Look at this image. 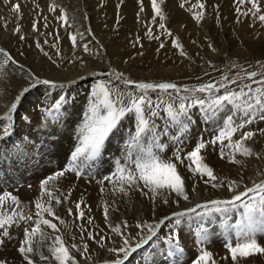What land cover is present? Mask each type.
Wrapping results in <instances>:
<instances>
[{
	"label": "bare ground",
	"instance_id": "obj_1",
	"mask_svg": "<svg viewBox=\"0 0 264 264\" xmlns=\"http://www.w3.org/2000/svg\"><path fill=\"white\" fill-rule=\"evenodd\" d=\"M83 1L84 3L81 4L80 0H9L7 3L5 0H0V47L9 52L15 61H9L5 64L4 60L6 58L0 54V117L8 111L11 103L15 102V97L23 93L21 100L17 104V110L13 112L17 113L16 125L9 136L0 139V193L4 191L12 192L18 196L21 207L32 214L36 211L34 201L41 198L40 182L67 166L71 153L78 143L77 129L87 109L91 87L95 82L90 83L87 89L86 85L77 87L74 83L79 81L80 78H85L94 69L106 65L107 61L103 56V50L100 49L99 42L103 43L109 55L115 58L117 63L126 62L124 55L133 53L139 48L140 44L148 50V53L145 52L146 54L150 53L154 57L160 44V39L149 38L147 35L149 28L152 29L153 37L158 36L159 31L162 33V29L158 26L160 23L159 17H156L155 23L153 22L154 12L151 0H142V2L141 0ZM259 1L262 2L260 5L261 13L259 14H264V0ZM200 2L204 3V9H207L212 15L228 16L230 14L236 20L235 22H238V17L240 21L247 16L238 13V7L244 12L251 8L250 4H239L237 0H200ZM16 3L20 5L19 12L13 10V6ZM53 3L57 5V8L55 11H50V6ZM182 3H184L183 7H181ZM84 4L86 10L89 9V11L87 10L86 12L84 10ZM193 5L197 6L193 7ZM61 8L67 13L70 26H65L64 22L58 19L61 16ZM141 8H143V11H141ZM161 8L166 17L163 21L166 27L169 22H177L178 26L187 24L190 13L192 14L191 18L194 19L193 12L190 10H201L197 0H187V2L185 0H163ZM249 15L255 18L251 13ZM89 17L91 18L90 24L88 23ZM256 19H258V15ZM33 23L37 25V30L35 31L32 27ZM260 23L261 28L264 29V22L260 21ZM45 24H47V27H45ZM17 25L20 27V32L15 31ZM193 26L194 38L196 40L203 39L204 34L207 33L203 20L197 22L194 19ZM91 30L97 37V42L92 33H90ZM76 32L83 34V39L78 36L77 46L73 48L69 34ZM217 33L219 42L221 38H226L228 35L220 31ZM21 35L24 36L23 40L20 39ZM241 36L243 40L240 39V35L237 39H234L238 44V48L235 49L236 52H241L242 54L252 53L254 56L264 55V30L257 36L250 37L247 34H242ZM137 37H139V42H137ZM37 42L41 44L44 51L49 53L52 60L57 61L59 67L54 65L52 60L36 47ZM54 44L56 45L55 48L52 47ZM84 44H88L89 52L83 51ZM57 48L59 49V55H57ZM37 75L41 76V80L52 79L58 84L63 82L65 84H63V87H52L43 83L37 84L33 79V76ZM25 88L28 89L27 92H23ZM43 88H45L44 94L41 93ZM83 91L85 92L82 93ZM32 93H35V100H41L39 102L42 104L41 113L38 119L31 122V129L27 132L28 141L23 145L19 144L20 149L23 150L19 152L16 140L22 135L24 125L18 122V110L26 104L24 102L25 96ZM72 94H78L75 101H70L69 99ZM61 96L64 97L62 107L59 113H55L53 104ZM48 110H52L53 114L49 115ZM163 114L154 118L158 130L162 133L161 142L167 145L163 156L166 159L171 158L177 148L182 149L180 155L184 159V163L178 164V170L185 178V187L189 195L187 201L170 191H162L153 198L151 193L146 196L142 191L132 188L128 190L127 195H124L118 190L114 191L110 182L103 181L104 176L114 171L115 161L124 155V141L127 136V130L130 127L134 131L132 118L123 122L120 131L106 141L101 155L95 161L89 162L91 167L84 168L80 176L73 172H66L63 177L50 182L49 187L62 200V203L58 205L53 201L55 211L57 215L68 222L70 228L66 229L63 225H59L58 221L54 222L60 227L66 244L77 243L80 249L78 252H80L81 263H99L114 257V254L108 252L107 248L121 246L122 239L111 231L110 226L122 224L123 221L136 225L137 222L157 219L159 216L156 213L159 211V205L164 203L166 199L169 201L166 206H171L170 210L172 209V212L190 208V206L193 207L195 204L205 200L214 199L215 195L212 192L207 195L210 183H205V180L208 178H201L200 174H194L189 170L188 164L191 162L186 159V153L192 151L200 139L205 142L211 141L217 134L221 116L216 117L214 120H207L201 110L196 111L195 108L191 107L188 119L185 120L188 127L181 133L177 126L169 123L166 113L163 112ZM226 114L231 113L229 111L223 115ZM234 115L237 122L246 119L240 112H236ZM261 115L260 112L252 113L247 117V119H251V123L246 124L233 137L234 140L239 139L243 131L255 133L251 140L246 141V144L254 150L255 154L251 157H243V160L239 159L242 166L246 169V173L239 175L238 171H235L231 175L232 181L235 180L237 182V189L232 192V195L243 191L245 187L254 184L258 178L264 176L259 177L260 173L256 169L258 166L264 169V119L261 118ZM6 122H0V126H2L0 128V136H3V123ZM176 136L179 139L174 142L173 137ZM114 139L118 144L115 143ZM225 144H227V141H225ZM221 147L219 143L215 146L209 143L202 150V155L206 156L216 150H221ZM223 150L225 157H227L229 149L224 147ZM211 163L219 164L216 161H211ZM12 175L13 181L11 180ZM226 175V172L222 171L219 176V182L224 186L228 183L224 180ZM2 177L11 181H3ZM20 177L23 178L22 183L25 182V179H30V182L17 185V179ZM241 183H243V186H240ZM222 187L220 186L219 188ZM144 191H147V189H144ZM65 197L67 198L65 199ZM81 198L83 199L81 207L86 213V218L82 221L76 220L75 215L69 216L67 212L68 208H72L73 213H76L75 203L80 201ZM46 199L47 197L45 196L44 200L46 201ZM176 201L179 202L177 203ZM105 204L109 207L107 221L103 213ZM88 206H90V210ZM100 213L102 218L98 220ZM218 214L213 212L205 215L202 210L195 216L186 217L188 220L183 226L184 228L187 225L191 226L194 220L199 218L201 219V225L208 223L210 220L218 218ZM200 215L201 217L197 219V216ZM88 216L95 218L91 224L88 223ZM81 224L87 231L93 232L96 237L95 240L89 239L87 231L83 234L81 233L79 227ZM26 227L31 228L32 223L21 222L18 226H14L9 230V237H0L4 240V243L0 244V259L6 260L7 264H27L18 251L20 243L24 239V228ZM45 231L52 237L61 234L53 233L50 229H45ZM101 235L105 238L103 241L106 245L105 248H101L96 242ZM139 238L137 237L130 243L133 244L139 241ZM223 239L216 243L223 244L222 242H224V245H226L228 239ZM256 239L261 246H264V234L257 235ZM51 242V240H45L39 248L40 252L49 257L48 246ZM85 242L89 245L88 252L81 255ZM233 242L235 243L236 241L233 240ZM220 246H204V250L213 254V259L217 257L220 259L217 264H264V254L238 258L236 262H233L228 249L223 247V245L222 247ZM71 252L73 255L77 250L71 249ZM86 257H90V259ZM33 259L35 264H43L38 255H34ZM49 261L57 264L51 257ZM193 261L190 264H193Z\"/></svg>",
	"mask_w": 264,
	"mask_h": 264
},
{
	"label": "snow or ice",
	"instance_id": "obj_2",
	"mask_svg": "<svg viewBox=\"0 0 264 264\" xmlns=\"http://www.w3.org/2000/svg\"><path fill=\"white\" fill-rule=\"evenodd\" d=\"M9 2V0H5ZM142 2V0H141ZM187 2V0H185ZM239 4L248 3L251 8L244 12L241 8H237V12L242 15L253 16L258 15V19L264 22V14L261 13L259 0H237ZM163 0H151L152 9L154 12L153 22L155 23L156 17H159V28L164 30L169 36L172 35L170 30L166 28L163 22L166 17L162 11L161 4ZM198 6L201 9L199 12L193 13L194 19L200 22L204 18L205 8L204 3L197 0ZM184 3L181 4V7ZM197 5H193L196 7ZM57 5L53 3L50 6V11H55ZM13 10L20 11L19 3L13 6ZM61 16L59 20L64 22L65 26H70L69 19L66 11L61 8ZM143 11V8H141ZM139 15V14H138ZM239 21V17H238ZM33 30H37L36 23L32 25ZM47 27V24H45ZM16 32H20V27L17 25ZM147 35L149 38L160 39L159 36L153 37L152 29L149 28ZM83 39V34L76 32L70 33L69 38L71 40L73 48L77 46V38ZM23 40L24 36H20ZM139 42V37H137ZM47 43V41H45ZM174 47L181 50V55L186 53L183 50V46L179 43V39L172 40ZM36 47L44 52L45 56H48L52 60L49 53L44 51L39 42L36 43ZM56 47V45H52ZM164 47L163 43L160 45ZM211 47V45H209ZM159 50V49H158ZM83 51L89 52L88 44L83 45ZM0 54L6 59L4 63L9 61L15 62L13 57L4 48L0 47ZM57 55H59V49L57 48ZM52 63L59 67L57 61L52 60ZM235 67L236 65H232ZM109 79L97 80L91 87L89 95L88 106L83 114L81 124L77 129V145L71 153L70 161L67 166L60 171L46 177L40 182L41 198L34 201L35 213L26 212L21 207V202L18 196L12 192L4 191L0 193V237H9L10 229L14 226H18L21 222L32 223L31 228H24V239L20 243L18 251L20 252L24 261L27 264H35L33 259L34 255H38L42 261H48L53 258L57 264H78L76 257L72 255L71 249L80 251L77 244H66L59 225H63L66 229L70 228L68 222L57 215L53 201L56 205L62 203L61 197L55 195L52 188L49 187L50 182L58 180L63 177L66 172H73L77 176L82 174L84 168H90L89 162L95 161L105 148L106 141L119 132L123 122L129 118H132V129L127 130V136L124 144V155L115 161L114 171L109 175L103 177V181H108L113 185V190H118L120 193L127 195L128 190L136 188L143 192L144 195L152 194L153 198L162 192L170 191L179 197H182L185 201L189 199L188 192L185 187V178L178 170V164H183L184 159L180 153L182 149L177 148L171 158H164L163 153L167 147L161 142V131L158 130L155 123V117L160 115V110L163 106V111L166 113V117L174 126H177L181 133H183L188 124L185 120L188 119L189 109L193 105H199L207 120H214L216 117L221 116L219 122L220 126L217 130V134L211 139L210 142H205L200 139L193 148L192 151L186 153V159L191 163L188 164V168L194 174H200L206 176L208 179L205 183H212V187L224 186L219 182V178L214 174V170L205 162V157L202 155L204 150L210 143L215 146L219 143L221 147L220 156L225 158L224 147L229 149L228 158L229 162L239 164L241 161L236 159V155L240 154L244 157L253 156L254 150L246 144V141L251 140L255 133L252 131H243L240 134L239 139H233V137L245 127L246 124L251 123V119H247L252 113L260 112L261 118L264 119V73H260V78L256 79L258 73L256 71H248L245 76L236 74L234 78H230L227 75L222 76L221 81H209L207 83H201L193 89H188L184 86L182 89L176 83L173 82H145L134 81L124 77V73L115 72L107 74ZM35 83H43L52 87H63V84H58L51 79L41 80L38 76H33ZM248 79L251 81L249 84H244L238 89H230L229 85L237 83V80ZM119 81L120 84L114 83ZM124 86H133L131 89ZM255 85V87H253ZM175 92L178 96L179 103H175L174 97L169 92ZM182 90L199 92L206 95L205 98L197 96H183L178 95ZM221 90H223L221 92ZM25 88L23 92H27ZM167 93L169 99L164 100L161 96L153 98L150 93L154 92ZM21 94L15 97V102L11 103L8 111L0 117V122L3 123V137L9 136L13 129L12 113L17 110V104L21 100ZM191 100L189 104L187 101ZM64 97H59L53 104V110L55 113H59ZM49 115L53 114L52 110H48ZM231 114L223 115L226 112ZM242 113L246 119L237 122L235 119V113ZM166 134V133H163ZM179 137H173L174 142L178 141ZM227 141V144H225ZM258 155V154H256ZM195 165V167H193ZM102 181V182H103ZM229 191H235L237 187L236 181H230L227 183ZM147 189V191H144ZM103 191V189H101ZM47 197L46 201L44 197ZM67 197H65L66 199ZM169 201L166 199L164 203ZM177 203L179 201H176ZM83 199L75 203L76 213H73L72 208H68L67 212L69 216L75 215L76 220H84L86 213L82 210ZM90 210V206H88ZM242 209L239 213V218L235 223L225 222L223 224L225 232L230 234V238L226 242V248L231 254V259L236 262L238 258H247L255 254H264V246H261L256 239L257 235L264 234V179L258 183H254L252 187H245V190L238 192L228 200H210L205 203H198L193 208H188L183 212H174L172 216L176 218V224H180V218L189 213H197V209H203V214L209 215L213 212H224L228 214L233 209ZM105 220H108L109 207L105 204L103 209ZM199 214V213H197ZM92 217L88 216V223H92ZM164 219H168L165 217ZM227 220V216H226ZM163 221H161L162 223ZM81 233L87 231L83 224L79 225ZM111 231L114 232L122 239V245L119 247L107 248V251L114 254V258L111 260H105L103 264H124L132 253L137 249H140L143 245L148 244L157 233L159 224H152L148 222H137L136 228L143 232L147 229V234L141 235L139 241L133 246L130 243V236L125 234L124 229L128 228L127 221H123L122 224H116L110 226ZM201 242L207 240V232L204 226L201 225ZM45 229L52 230L57 234L54 237L50 236ZM234 232L235 244L232 242L231 234ZM89 239L95 240L96 237L91 231H87ZM39 237V239H37ZM104 236L101 235L100 239L96 242L101 248H105L103 243ZM45 240H51V244L48 246L50 257L40 252V245ZM172 239L169 240V243ZM3 238H0V244H3ZM89 245L87 242L83 244V250L81 255L88 252ZM122 256V258H121ZM90 259V257H86ZM0 264H7V261L0 259ZM193 264H217V261L213 259V254L207 250H202L198 257L193 261Z\"/></svg>",
	"mask_w": 264,
	"mask_h": 264
},
{
	"label": "rangeland",
	"instance_id": "obj_3",
	"mask_svg": "<svg viewBox=\"0 0 264 264\" xmlns=\"http://www.w3.org/2000/svg\"><path fill=\"white\" fill-rule=\"evenodd\" d=\"M80 3L82 4L84 3V1L80 0ZM261 3L262 2L259 1V5H261ZM83 8L86 12L87 10L89 11V9L86 10L85 4L83 5ZM190 11L195 13L201 10H190ZM203 11L205 13L203 22L207 28V33L204 34L203 39L196 40L194 38L192 32V29L194 27L193 26L194 19L191 18L192 14L190 13V15H188L189 19L187 24H181L180 26L177 25L178 24L177 22H173V23L169 22L167 24L166 28L170 30V32L172 33L171 36H169L166 32H164V30H162V33L159 31L158 34V36L160 37V44L158 45L159 50L157 49L156 56L154 55V57L150 53L146 54L148 53V50H146L145 47L142 44H140L139 48L135 50L133 53L129 55L128 54L124 55L126 62L117 63L116 59L109 55V52H107L103 43L99 42L101 46L100 49L103 50V56L107 61L106 65L94 69L92 72L86 75L85 78L84 77L80 78L79 81L73 83L76 84L77 87L81 85H86L87 86L86 89H87L90 83L96 82L97 80L100 79H109V76L107 74L115 73V72H122L124 73L125 78H129L137 82L139 81L173 82L176 83L178 86H180L182 89L184 88V86H187L188 89H193L199 84L207 83L209 81L219 82L221 81L222 76L224 75H227L230 78H234L236 74L239 73V75L243 77L248 71H256L258 73L256 79H259L260 78L259 74L264 73V55L254 56L252 55V53L242 54L241 52H236L235 49L238 48L237 47L238 44L234 40L237 39L239 35L241 37L240 39L243 40L241 36L242 34L250 35V37L257 36L258 34H260L261 31L264 30L263 28H261L260 21L256 19L257 16H254L255 18H253L252 16L247 15L244 19L235 22L236 20L230 14L228 16H214L207 9H204ZM90 19L91 18L89 17L88 18L89 24H90ZM218 31L225 32L224 34L225 35L228 34L229 36L227 35L226 38H221L219 42V39L217 37ZM90 33H92V36L95 37L97 42L98 41L97 37L94 35L92 30ZM175 38L179 39V43L183 46V50L186 53L185 55H181V50L174 47V45L172 44V40ZM161 43H163L164 45L163 48L160 47ZM209 45H211V48L209 47ZM232 65H236V66L233 67ZM37 76L41 78L40 75ZM114 83L120 84L119 81H115ZM249 83H251V81L248 79L237 80V83L233 85H229V88L238 89L244 84H249ZM61 84H65V82ZM254 86L255 85H253V87ZM124 87H128L131 89L133 86L121 85L122 89ZM44 89L45 88H43L41 92L42 94H44ZM222 91L223 90H221V92ZM84 92L85 91H83L82 93ZM169 92L171 93L172 97L176 98L175 103L178 104L179 100L177 94L175 92H172L171 90H169ZM77 95H73V94L70 95L69 96L70 101H75ZM150 95H152L153 98H156L157 96H161L164 100L169 99V94L160 93L159 91L150 93ZM178 95L189 96V97L197 96L205 99L207 98L206 95L203 93H199V92L194 93L191 91H184V90H182ZM34 97H35V93L25 96L24 102L26 104L23 107H20L18 110V114H19L18 122H21L24 125L23 126L24 131H22V135L16 140L17 149L19 152L23 151L20 149L19 144L23 145L26 141H28L27 132L31 129V122L35 119H38V116L41 113L42 104L39 103L41 100L40 101L35 100ZM187 103L191 104L192 101L189 100L187 101ZM192 108H195L196 111L199 110L202 111L199 105H193ZM163 112L164 111L162 106L160 110L161 114L159 116L164 115ZM11 115H12V124L14 128L16 125L17 113L16 114L13 113ZM1 127L2 126H0V128ZM115 143H117V141ZM220 151L221 150H216L215 152H212L211 154L209 153L206 156H204L206 157L205 162L210 167H212V169L214 170V174L218 178L220 176V173H222V171H225L227 174L224 177V180H226V182H230L233 180V178H231L232 177L231 175H233L235 171H238L239 175L246 173V169L242 166L241 162L239 164L231 163V162L229 163L228 156L225 157V159L221 158ZM243 157L244 156L240 154L236 155V159L238 160L239 159L243 160ZM34 159L39 161L37 158ZM211 161L212 162L216 161L221 165L213 164L211 163ZM220 168L222 169V171H220L221 170ZM256 169L260 173L259 177L264 175V169H262L261 166L256 167ZM11 178H12L11 180L13 181V175ZM201 178H207V177L201 176ZM262 179H264V176L258 178L255 181V183H258ZM2 180L11 181L5 177H2ZM22 181H23L22 177L18 178L17 185L27 184L30 182V179H25L24 183H22ZM240 186H243V183H241ZM252 186L253 184L248 187H252ZM208 187H209V191L207 195H209V192L210 193L212 192L215 195V197H213L214 199L212 200H217V199L228 200L231 199V197L233 196L232 195L233 191H229L227 185L223 186L222 188H219V187H212V183H210ZM236 189L237 187L235 188V190ZM244 190L245 188L243 189V191ZM205 202H207V200L200 203H205ZM195 205L193 207H195ZM193 207L190 206V208ZM170 208L171 206H166L165 203L159 205V211L156 213L158 214L159 217L157 219L155 218L154 220L147 221L148 223L159 224V227L157 228L156 236L148 244L143 245L140 249H137L134 253H132L126 260H124V264H190V262L196 259L200 254V252L204 250V246L219 247V245H221L220 247H222L223 245V247L226 248L224 242H222L223 244L216 243L222 240V238L224 239L230 238V234L228 232H225L223 224L225 222L235 223V221L239 218V213L242 211V209L238 208V209H233L228 214H225L224 212H219L218 214L219 220L218 218H214L210 220L208 223L202 224L205 225L204 229L207 232V240L201 242L200 240L201 219L199 218L201 217V215L197 216V219L198 218L199 219L198 220L195 219L191 226L187 225V227L184 228L183 225L188 220L186 217L195 216L200 211L202 212L203 209H197V213H189L184 217H181L180 218L181 222L179 225H177L175 222L176 218L172 216V213L183 212L188 208L174 212H172V209L170 210ZM168 212L170 213L167 214ZM96 214L98 215V213ZM99 216L100 217H98V220L102 218L101 217L102 214L100 213ZM226 216H227V220H226ZM165 217H168V219H164ZM92 220H95V218L93 217ZM161 221L163 222L161 223ZM127 224H128V228L124 229V231L126 230L125 234L130 236V242H133V240H135L137 237H140L141 235L147 234V229L141 232V230L135 228L136 225H132L130 222H127ZM131 226L132 227L135 226L134 227L135 229L132 228ZM233 235L234 232L231 234L232 242L233 240L236 241ZM170 239H172L171 243H169ZM137 242L133 243L132 245L134 246ZM233 244L235 243L233 242ZM79 253L80 252L77 251L76 253H73V255L76 257L78 264H83L80 261ZM113 258L114 257H111L109 260ZM215 259L217 260V262H219L220 260L218 257ZM43 264H53V262L52 261L50 262L48 260V261H43ZM93 264H103V262H99V263L97 262Z\"/></svg>",
	"mask_w": 264,
	"mask_h": 264
}]
</instances>
